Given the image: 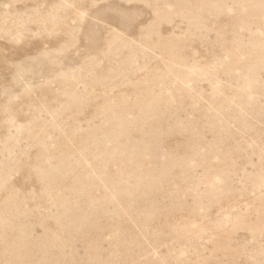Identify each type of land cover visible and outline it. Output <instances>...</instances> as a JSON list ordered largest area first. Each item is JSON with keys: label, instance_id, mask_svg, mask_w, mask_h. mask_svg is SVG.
Listing matches in <instances>:
<instances>
[{"label": "rangeland", "instance_id": "rangeland-1", "mask_svg": "<svg viewBox=\"0 0 264 264\" xmlns=\"http://www.w3.org/2000/svg\"><path fill=\"white\" fill-rule=\"evenodd\" d=\"M0 264H264V0H0Z\"/></svg>", "mask_w": 264, "mask_h": 264}]
</instances>
